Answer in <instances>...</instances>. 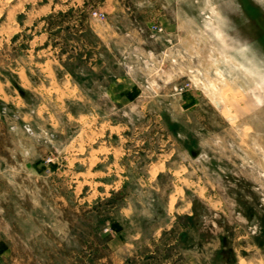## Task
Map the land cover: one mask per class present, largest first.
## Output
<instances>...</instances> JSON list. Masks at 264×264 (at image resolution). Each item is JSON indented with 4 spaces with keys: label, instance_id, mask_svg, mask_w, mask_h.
Returning a JSON list of instances; mask_svg holds the SVG:
<instances>
[{
    "label": "rangeland",
    "instance_id": "obj_1",
    "mask_svg": "<svg viewBox=\"0 0 264 264\" xmlns=\"http://www.w3.org/2000/svg\"><path fill=\"white\" fill-rule=\"evenodd\" d=\"M262 173L264 0H0V264H264Z\"/></svg>",
    "mask_w": 264,
    "mask_h": 264
},
{
    "label": "bare ground",
    "instance_id": "obj_2",
    "mask_svg": "<svg viewBox=\"0 0 264 264\" xmlns=\"http://www.w3.org/2000/svg\"><path fill=\"white\" fill-rule=\"evenodd\" d=\"M261 87H262V86H261ZM257 96H259V95H257ZM259 100H261V99L259 98ZM214 102L217 103L218 105H220V100H215ZM227 111H228V106H225L223 112L226 114ZM224 113H223V114H224ZM226 116H227V117H228V116L230 117L231 115L228 114V115H226ZM232 116H233V115H232ZM232 116H231V117H232ZM234 117H235V116H234ZM232 122H233V121H232ZM249 136H250V135H249ZM261 175H264V174L262 173ZM260 261H261V260H260ZM242 264H243V262H242Z\"/></svg>",
    "mask_w": 264,
    "mask_h": 264
},
{
    "label": "built area",
    "instance_id": "obj_3",
    "mask_svg": "<svg viewBox=\"0 0 264 264\" xmlns=\"http://www.w3.org/2000/svg\"><path fill=\"white\" fill-rule=\"evenodd\" d=\"M158 30H160V28H158Z\"/></svg>",
    "mask_w": 264,
    "mask_h": 264
}]
</instances>
